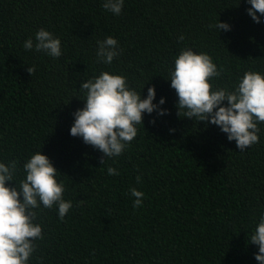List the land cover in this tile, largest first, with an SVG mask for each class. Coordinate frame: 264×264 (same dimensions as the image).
<instances>
[{
    "label": "trees",
    "instance_id": "obj_1",
    "mask_svg": "<svg viewBox=\"0 0 264 264\" xmlns=\"http://www.w3.org/2000/svg\"><path fill=\"white\" fill-rule=\"evenodd\" d=\"M249 7L247 0H125L114 16L102 0H0V160L17 161L18 182L25 159L42 150L73 201L64 220L55 208L40 212L45 238L31 264H258V246L248 241L264 211V124L260 142L241 152L217 126L180 118L166 79L183 47L214 58L220 86L264 71V23ZM219 18L231 31L207 27ZM40 28L61 38V57L23 48ZM106 36L123 50L110 66L95 56ZM101 71L126 75L137 90L149 81L144 96L154 85L170 110L145 114L131 146L103 165L100 151L70 135L73 113L84 106L78 88ZM109 166L119 175L109 176ZM131 187L145 193L141 208Z\"/></svg>",
    "mask_w": 264,
    "mask_h": 264
},
{
    "label": "clouds",
    "instance_id": "obj_2",
    "mask_svg": "<svg viewBox=\"0 0 264 264\" xmlns=\"http://www.w3.org/2000/svg\"><path fill=\"white\" fill-rule=\"evenodd\" d=\"M247 3L252 20L264 23V0H247ZM124 5L125 0H102V7L114 16L121 15ZM207 27L219 35L231 31L232 25L219 18ZM184 39L183 35L178 37L180 41ZM96 44L98 64L112 65L123 51L114 36H106ZM23 48L53 59L63 55L61 38L45 28L25 40ZM28 72L33 75L35 65ZM222 72L208 52L183 47L173 57L166 79L178 98L175 106L180 118L217 126L243 152L260 142V125L264 124V71H245L234 84L220 86L216 80ZM147 83L137 90L126 75L101 71L80 84L78 91L83 93V99H79L84 106L73 113L70 135L82 138L85 144L100 151L102 165L107 159L120 157L131 146L138 136V126H144L145 114H169L170 110L163 107L167 98L160 97L157 101L154 85L148 87L144 96ZM155 122L154 116L152 123ZM17 172V161L0 160V264H31L37 241L45 238L44 225L38 221L40 212L55 208L59 219L64 220L73 208V201L65 198L67 186L61 172L42 150L25 159L24 177L18 182ZM107 174L119 175V171L109 166ZM136 182H142L141 175L136 177ZM130 195L135 198L133 207L141 208L145 193L131 187ZM248 242L258 246L254 258L258 264H264V211L254 221Z\"/></svg>",
    "mask_w": 264,
    "mask_h": 264
}]
</instances>
